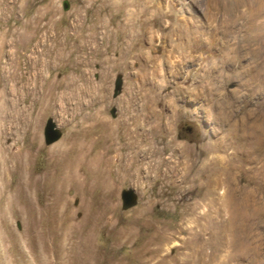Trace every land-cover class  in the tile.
I'll use <instances>...</instances> for the list:
<instances>
[{"label": "rangeland", "instance_id": "1", "mask_svg": "<svg viewBox=\"0 0 264 264\" xmlns=\"http://www.w3.org/2000/svg\"><path fill=\"white\" fill-rule=\"evenodd\" d=\"M131 83L178 171L98 165L84 115L119 119ZM0 264H264V0H0Z\"/></svg>", "mask_w": 264, "mask_h": 264}, {"label": "bare ground", "instance_id": "2", "mask_svg": "<svg viewBox=\"0 0 264 264\" xmlns=\"http://www.w3.org/2000/svg\"><path fill=\"white\" fill-rule=\"evenodd\" d=\"M127 19H129L128 21H130L129 17ZM134 34L135 35L133 36L131 34L132 38L130 39V42H128L129 44L125 48V52L123 51L121 57H126L128 55H131L132 57H136L134 48L136 47L139 38L136 33ZM86 41H88V39ZM94 50L95 49L91 48L90 52ZM53 80H52V102L56 99V97H62L64 94H70L74 98L77 93L75 92L76 89L80 87L77 81L66 80L65 82H63L64 83L63 88L56 92V84ZM163 86L164 85L159 86V88L161 89L163 88ZM125 89L126 90L124 91V95L120 99L121 103L123 104L121 105V115L119 119L114 121L109 120L102 114V112L99 109H96V111L93 113H87L84 115V119L91 120L90 124H88L87 126H82L86 132H89L95 128L98 129L99 127H103L105 131V132L101 131L102 133H100V135H98L96 138L93 139V143L95 145L97 142L101 141V149L99 150L100 158L99 161L97 162L98 165L102 162V160H104V163L106 164L104 168L109 170V168L115 162H117L118 165L117 171L122 172L123 175L126 174L133 175L134 172L136 173L137 170L141 171L142 169L143 171L146 170V171H155V172H158L160 170L163 173H167V172L173 173L178 171L177 164L173 163L171 165L170 161L165 160L161 156V153H159L158 150L155 149L156 144L154 143V141L151 140V138L156 134L157 129H155V127L160 126V120H161L160 112L159 113L157 112L158 114L152 111H150L149 113L144 112L146 107V102L148 101L146 99L147 95L143 94V97L140 99L142 95L139 97L140 93L139 92L137 93L136 92L137 90L134 91L135 89L134 84L131 83ZM80 91H82V89H80ZM160 97H161L160 91L154 93V95L152 96L153 98L152 101L155 103L154 105H159ZM141 101L142 104H139V102ZM157 118L159 119L158 125L154 124V122L156 121L155 119ZM147 123L150 124V125L148 124L149 126V127L147 126L148 128L146 127ZM118 129H121V133L123 136L122 139L125 140L124 142L125 150H122L123 147L117 145L119 142H116V144L113 143L111 133L114 130H118ZM176 146H178L180 154L183 157H185V155L190 151L188 145L186 146V145L176 144ZM110 150H113L111 154H109ZM72 153L74 154L73 158L76 159L79 164H81L82 162L81 159L86 158V156L89 153V149L86 148L85 145H81L76 147L75 149H72ZM60 162L58 161L57 163L59 164ZM194 162L195 160L193 159L192 163ZM60 166H62L61 163ZM215 166H216V162L213 161L212 158H208L206 164L204 165V167H206L208 170L213 169ZM183 176H185L184 173H182V177ZM62 179L64 180L65 176H63ZM107 184L108 186H110V184H112V180L109 179ZM68 219L69 217L66 218V220ZM67 238H69V236Z\"/></svg>", "mask_w": 264, "mask_h": 264}, {"label": "water", "instance_id": "3", "mask_svg": "<svg viewBox=\"0 0 264 264\" xmlns=\"http://www.w3.org/2000/svg\"><path fill=\"white\" fill-rule=\"evenodd\" d=\"M122 84L121 75L118 74L114 80V90L113 94L116 95L120 89ZM44 141L46 144H50L57 140L61 136L60 130L55 126L54 122L51 118H48L45 122L44 129ZM121 197V207L122 209H128L136 204L137 196L133 189H122L120 192Z\"/></svg>", "mask_w": 264, "mask_h": 264}]
</instances>
